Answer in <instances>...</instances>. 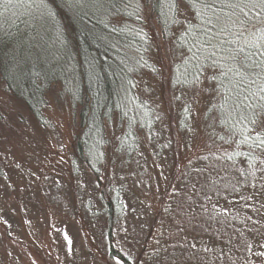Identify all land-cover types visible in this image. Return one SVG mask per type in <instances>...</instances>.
Listing matches in <instances>:
<instances>
[{"label": "rangeland", "instance_id": "obj_1", "mask_svg": "<svg viewBox=\"0 0 264 264\" xmlns=\"http://www.w3.org/2000/svg\"><path fill=\"white\" fill-rule=\"evenodd\" d=\"M147 24L159 31L152 18ZM176 32L163 43L153 31L148 60L162 75L136 78L152 126L134 129L128 158L124 121L105 123L91 161L98 179L75 158L68 98L48 94L42 127L0 84V264H124L117 255L129 264H264V164L243 192L210 185L208 174H227L231 145L206 126L203 100L194 116L183 114L192 94L170 87L180 57L172 63L165 52ZM115 191L123 209L109 228L104 201Z\"/></svg>", "mask_w": 264, "mask_h": 264}, {"label": "trees", "instance_id": "obj_2", "mask_svg": "<svg viewBox=\"0 0 264 264\" xmlns=\"http://www.w3.org/2000/svg\"><path fill=\"white\" fill-rule=\"evenodd\" d=\"M49 7L55 14V20L50 21V39H31L35 32L24 22L29 19L27 14L17 19L14 25L5 24L0 28V84L42 127L45 125L48 94L68 98L78 122V134H75L73 143L75 158L98 179L99 172L93 163L97 162L99 147L106 139L105 123H109L115 115L124 121L127 130L120 148L128 158L135 153L134 129L148 130L152 126L153 113L136 94V78L143 70L152 71L155 68L148 60L153 31L154 38L155 34H159L166 43L176 28L172 27L168 34H163V22L157 20L158 12L153 10L148 19L155 21L158 32L150 28L148 20L141 24L134 17L123 18V23L117 25L118 30L112 32L109 30L112 24L105 28L98 22L101 17L89 15L83 20L74 17L64 0H55V3L49 0ZM141 30L146 33V40L137 35ZM58 33L62 34L59 39ZM178 35L179 32H176L175 39ZM145 61L151 67H142ZM179 66L180 62L172 68L173 74L168 83L172 88L186 89L180 85L172 86L171 81L179 75L176 71ZM208 115L205 114L207 124L210 123ZM210 128L221 131L220 137L226 135L219 124ZM234 149L249 151L246 146L236 149L235 145H231L227 154ZM252 155L255 157L254 167H250L245 157L232 161L226 155L227 174H208L210 185L219 190L234 187V191L243 192L254 177L252 173L262 165L260 161L264 159L262 153L253 152ZM232 171L238 174L240 180L230 178L232 174L228 173ZM112 199L116 201L117 209L111 208ZM104 207L110 228L111 222L118 218L123 209L118 191L113 193L111 203L104 201ZM117 256L124 264H129L126 259Z\"/></svg>", "mask_w": 264, "mask_h": 264}, {"label": "snow or ice", "instance_id": "obj_3", "mask_svg": "<svg viewBox=\"0 0 264 264\" xmlns=\"http://www.w3.org/2000/svg\"><path fill=\"white\" fill-rule=\"evenodd\" d=\"M64 3L80 20L89 15L101 17L98 22L105 28L112 24L109 29L112 32L118 30L123 18L134 17L143 24L153 10L158 12L157 20L164 25L163 34H168L172 27L179 32L165 52L172 63L177 55L180 57L176 69L179 75L171 81L172 86L186 87L192 94L183 107L185 118L194 116L196 105L203 100L210 121L206 126L219 124L226 131L221 140L236 149L243 146L249 149L248 152L234 149L230 154L226 149L227 159L245 157L250 167L255 166L252 153L264 154V0H64ZM25 14L29 19L24 22L35 32L31 39L51 38L50 21L55 20V14L49 0H0V28L14 25ZM137 35L146 40L143 30ZM141 66L149 65L145 61ZM152 71L162 75L160 69ZM189 130L195 132V128ZM260 162L264 164V159Z\"/></svg>", "mask_w": 264, "mask_h": 264}]
</instances>
